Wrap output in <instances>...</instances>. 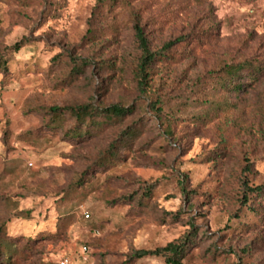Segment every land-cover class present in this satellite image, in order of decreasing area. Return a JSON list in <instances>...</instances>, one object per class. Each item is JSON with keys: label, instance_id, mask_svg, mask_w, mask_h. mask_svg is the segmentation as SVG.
Returning a JSON list of instances; mask_svg holds the SVG:
<instances>
[{"label": "rangeland", "instance_id": "1", "mask_svg": "<svg viewBox=\"0 0 264 264\" xmlns=\"http://www.w3.org/2000/svg\"><path fill=\"white\" fill-rule=\"evenodd\" d=\"M137 22L154 50L187 36L145 92ZM0 60V264H170L132 251L190 231L182 264H264V191L243 202L264 186V0H0ZM246 60L260 73L221 85ZM90 102L132 113L53 127Z\"/></svg>", "mask_w": 264, "mask_h": 264}, {"label": "trees", "instance_id": "2", "mask_svg": "<svg viewBox=\"0 0 264 264\" xmlns=\"http://www.w3.org/2000/svg\"><path fill=\"white\" fill-rule=\"evenodd\" d=\"M135 37L138 44V47L141 51V55L138 61V84L142 92H145L150 81V71L149 69L153 63L161 58L167 57L170 49L179 42L185 41L187 36H180L175 40H170L165 43L160 49L154 50L151 47L150 40L146 34L144 27L137 22L134 25ZM22 46L21 42L17 43L14 46L15 50L20 49ZM74 59V67L71 70L72 75L81 73L84 68L88 67L90 61L87 58L79 57ZM246 66L251 67V71L254 73H260L262 70L261 65L254 64L251 61H242L237 64L229 63L223 66L222 71L224 74L221 76V85L226 89L241 90L243 84H238L235 81V78L238 76L241 70L246 68ZM7 70L6 61L0 60V70ZM52 115V124L53 127H61L64 120L66 119L67 114L69 113L71 117L75 118L77 125L70 130L71 137H82L86 135V129L83 130V127L87 125H97L102 123L99 121V117H103L107 120H112L114 118H123L128 114L132 113L131 107L124 104H114L110 106H99L92 102L84 103L80 105H71L67 107H54L51 108ZM126 136L129 137L133 133L132 131H126ZM115 151V149H111ZM245 188L247 189L243 202L247 204L250 200L251 193L261 194L264 191L263 185L249 186L247 182L244 183ZM155 187V184L148 186L145 191L147 195H150ZM189 194V191H187ZM196 233L195 231H190L188 234L180 239L173 240L165 246H160L154 249H134L132 251V258L140 259L149 255H157L165 258L166 262L170 264H182V259L188 252L190 245L195 242Z\"/></svg>", "mask_w": 264, "mask_h": 264}, {"label": "built area", "instance_id": "3", "mask_svg": "<svg viewBox=\"0 0 264 264\" xmlns=\"http://www.w3.org/2000/svg\"><path fill=\"white\" fill-rule=\"evenodd\" d=\"M89 216V215H87ZM89 245L88 244H84L81 248V252L82 254L84 255L85 253H87L89 251ZM58 264H77L76 260L74 257H71V256H65L63 258H61L59 260V263Z\"/></svg>", "mask_w": 264, "mask_h": 264}]
</instances>
